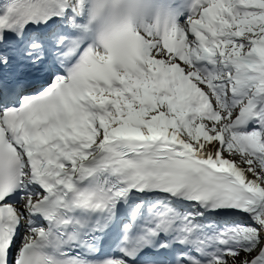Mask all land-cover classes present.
<instances>
[{"label": "snow or ice", "instance_id": "6c2138e0", "mask_svg": "<svg viewBox=\"0 0 264 264\" xmlns=\"http://www.w3.org/2000/svg\"><path fill=\"white\" fill-rule=\"evenodd\" d=\"M0 264H264V0L0 3Z\"/></svg>", "mask_w": 264, "mask_h": 264}]
</instances>
